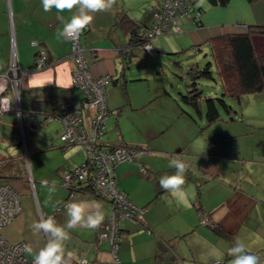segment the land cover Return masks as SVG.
Segmentation results:
<instances>
[{
	"label": "crops",
	"instance_id": "obj_1",
	"mask_svg": "<svg viewBox=\"0 0 264 264\" xmlns=\"http://www.w3.org/2000/svg\"><path fill=\"white\" fill-rule=\"evenodd\" d=\"M160 1L116 0L110 11L94 13L92 23L80 35L90 72L94 76L107 73L112 78L105 97L108 112L102 141L131 145L145 142L149 148L138 160L114 166L118 187L130 201L146 206L141 220L148 228L119 220L120 264H213L221 256L223 264H229L232 257L228 249L237 239L264 264V92L242 95L231 113L233 118L219 119L204 129H200L203 113L194 119L178 111V97L174 98L177 106L168 100L171 96L165 88L155 100L146 94L138 101L127 84L136 78L126 71L135 56L133 48L138 46L129 47L128 37L116 21L127 14L142 29L150 23L152 9ZM190 1L201 8L200 13L183 16L180 31L154 37V50L175 54L188 46L203 48L216 34L245 31L250 24L264 25V0H229L224 6H212L207 0H197V5ZM72 14L55 8L45 12L41 0H0V71L7 67L12 54L22 68L28 69L19 85L20 112L11 97V108L0 116V150L17 151L14 156L2 155L0 176L20 178L21 205L20 212L0 232L9 242L25 241L32 250H26L29 256L47 241L46 234L34 232L31 225L52 215L64 225L68 218L65 205L73 195L100 203L104 217L111 209L86 184L72 192L62 186V174L84 161L85 155L76 145L61 149V142L56 140L61 130L59 121L41 123L37 130L28 127L29 111L40 117L58 112L64 102L81 108L82 94L72 85L75 64L71 43L59 35ZM251 39L256 53H264V35L253 34ZM41 48L47 51L48 65L33 69ZM219 90L220 83L214 82L205 92ZM132 107L143 115L140 120L129 116L131 129L126 131L121 114ZM50 121L56 125H46ZM22 149L27 152L28 164L22 163ZM175 157L189 165L184 197L159 186L162 175L174 173L169 162ZM27 167L33 190L25 180ZM44 181L49 187L43 186ZM202 217L214 225L201 224ZM69 231L70 239L64 245L65 264H77L80 257L85 258V264L113 263L109 244L98 239L97 229L78 227Z\"/></svg>",
	"mask_w": 264,
	"mask_h": 264
},
{
	"label": "built area",
	"instance_id": "obj_2",
	"mask_svg": "<svg viewBox=\"0 0 264 264\" xmlns=\"http://www.w3.org/2000/svg\"><path fill=\"white\" fill-rule=\"evenodd\" d=\"M191 12L199 14L190 0H161L152 9L149 26L140 34L144 42L139 47L146 52L154 51L151 40L158 35L180 31L179 20ZM80 35L77 39L68 40L71 43V58L75 64L72 70V85L82 92L81 108L64 102L60 104L58 113L48 112L38 117L35 112L29 111L27 119L29 124L36 126L52 119L59 121L61 130L58 139L61 142V148L65 150L76 145L84 152V161L62 174V186L72 192L80 182H83L89 186L97 198L110 204L109 214L97 228V237L99 240L108 242L112 264H120L117 254L119 220L126 219L141 223L140 217L146 207L130 201L118 187L114 166L121 162L138 160L148 149L142 146L102 141L101 136L105 130V118L108 112L105 97L111 75L106 73L94 76L90 72L84 58L85 48L80 42ZM47 65V51L41 48L36 53L32 68L42 69ZM27 71V68L19 65L14 54L11 55L7 67L0 71V116L11 108V97L15 102L17 113L20 112L19 85ZM20 126L22 128V125ZM143 170L144 167L141 166L140 171ZM13 180L10 177L0 176V230L21 210L19 181L14 183ZM27 181L33 190L32 180ZM200 223L213 224L204 217L200 219ZM26 249L25 241L9 242L0 232V264H34L35 255H26ZM85 262V258L80 257L77 264H85ZM213 264H216V261Z\"/></svg>",
	"mask_w": 264,
	"mask_h": 264
},
{
	"label": "trees",
	"instance_id": "obj_3",
	"mask_svg": "<svg viewBox=\"0 0 264 264\" xmlns=\"http://www.w3.org/2000/svg\"><path fill=\"white\" fill-rule=\"evenodd\" d=\"M207 2L212 6H224L229 0H207ZM195 9L200 13V7ZM116 24L127 35L129 47H139L144 42L140 34L150 23L140 29V24L125 14L116 21ZM253 34L264 35V25L250 24L247 25L245 31L222 32L211 36L207 40L210 58L203 65H200V62H192L188 65L187 75L189 81L186 83L185 91L179 92L178 103L181 111L187 112L194 119H197L203 113L204 123L200 125V129H204L219 119H226L227 116L225 115H228V118H233L231 113L234 108L229 103V99L239 102L244 94L264 92V53H256L251 39ZM192 47L199 49L201 46H188L178 50L175 54L185 53ZM174 64L179 66V61L175 60ZM216 80L220 83V90L213 94L206 93L202 81L216 82ZM78 90L81 92L80 89ZM131 146L141 147L142 145ZM83 184V182H80L74 190H81ZM142 206L146 207L145 205ZM140 224L148 229L142 220ZM217 230L226 237L230 236L225 230Z\"/></svg>",
	"mask_w": 264,
	"mask_h": 264
},
{
	"label": "clouds",
	"instance_id": "obj_4",
	"mask_svg": "<svg viewBox=\"0 0 264 264\" xmlns=\"http://www.w3.org/2000/svg\"><path fill=\"white\" fill-rule=\"evenodd\" d=\"M41 3L45 12L55 8L57 12L67 10L73 13L59 35L74 40L92 23L94 13L110 11L116 0H41ZM169 167L175 169L174 173L162 175L159 186L174 196L184 197L183 186L189 165L180 157H175L170 160ZM43 186L49 187L48 182L44 181ZM54 187V184L51 185V188ZM65 207L68 218L64 225H59L52 216L41 217L31 225L34 232H42L47 236L46 243L35 254L34 264H65L64 245L70 239L69 230L78 227L97 229L104 220L102 205L98 202L73 195ZM26 250L32 251L31 248ZM228 255L232 257L229 264H260V257L249 253L239 239L228 249ZM216 264H223L222 256L217 259Z\"/></svg>",
	"mask_w": 264,
	"mask_h": 264
},
{
	"label": "rangeland",
	"instance_id": "obj_5",
	"mask_svg": "<svg viewBox=\"0 0 264 264\" xmlns=\"http://www.w3.org/2000/svg\"><path fill=\"white\" fill-rule=\"evenodd\" d=\"M196 2L197 0H194L195 5H197ZM199 49L197 47H192L182 54H172V53L170 54V53L165 52V50L155 49L152 52H146L140 47L139 48L134 47L133 50L135 52V56L133 57L132 61H130L129 66L126 69V71L127 73H131L129 74L131 78L133 79L136 78V79L128 81L127 83L128 90L130 92L134 91L135 95L134 94L132 95L136 96L138 101H141L142 99H145V97H147L146 94L152 95L150 97H152L155 100V98H158V97H155L157 93H159L160 91H162L163 88H165L166 90L169 91V94L171 96V98L168 97V100L171 101L172 103L177 104L176 102L177 99L176 101L174 99L175 96L179 98V92L185 91L186 83L189 81V78L187 75V72L189 69L188 65L192 62H200V65H203L210 58L208 46H205L203 48L200 47ZM175 60L179 61V66H176L174 64ZM216 82L219 83L218 80H216ZM202 83H203L204 91L207 90L208 86L214 85L213 81H202ZM171 91L173 92L174 95L170 93ZM146 99H149V98H146ZM228 101L233 106V108L236 107L235 105L237 104V102H234L230 99ZM157 102H160V101H157ZM182 106L184 107L183 104ZM185 108L187 107L185 106ZM131 109L133 110L130 111L129 109H126L121 114L122 127L123 129L125 128L126 131H128V129H131L129 116H134L135 119L140 120L143 115V113L140 112L139 109H135L134 107H132ZM178 111H180L179 107H178ZM225 116H227L226 119H230L228 118L229 117L228 115H225ZM48 124H51L53 126L56 125L55 121H50L46 125ZM141 124L142 122L141 123L139 122L138 125L141 126ZM28 127L30 129L37 130L41 126L30 124ZM58 137H59V133L56 134V140L60 142ZM144 144L145 145H142V146H144L145 148H148L145 142ZM4 150L5 152L0 150V158L3 156L6 157L7 155L14 156L17 153V151L9 153L8 150L7 151L6 149ZM21 152H22L21 157L22 158L24 157L23 159H21L23 160L22 163L25 162V164L26 163L28 164V160L26 158L27 152L23 149ZM82 161L83 159L77 165H79ZM25 164H22V174H23V169L25 168ZM28 169L29 167L26 168L27 176L25 180H29ZM2 170H6V169L2 168ZM19 179L15 178L13 182L15 183L16 181H19Z\"/></svg>",
	"mask_w": 264,
	"mask_h": 264
}]
</instances>
